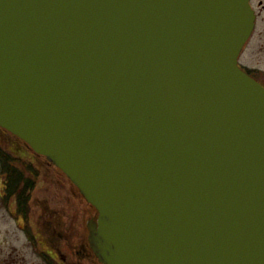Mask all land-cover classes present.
Masks as SVG:
<instances>
[{
  "label": "water",
  "instance_id": "water-1",
  "mask_svg": "<svg viewBox=\"0 0 264 264\" xmlns=\"http://www.w3.org/2000/svg\"><path fill=\"white\" fill-rule=\"evenodd\" d=\"M249 0H0V127L98 212L102 264H264Z\"/></svg>",
  "mask_w": 264,
  "mask_h": 264
},
{
  "label": "flooded vegetation",
  "instance_id": "flooded-vegetation-1",
  "mask_svg": "<svg viewBox=\"0 0 264 264\" xmlns=\"http://www.w3.org/2000/svg\"><path fill=\"white\" fill-rule=\"evenodd\" d=\"M254 14V26L246 40L243 50L251 43L258 45V51L264 52V0H249ZM242 50V51H243ZM239 66L264 86V81L257 77L262 75L260 69H247L238 59ZM255 72V73H254ZM9 144L5 146V137ZM17 136L0 127V212L1 216H9L16 229V238L8 239L5 228L0 226V264H101L96 258L89 243V231L96 225L97 210L88 203L79 191L74 192L87 203L82 233L70 240L63 241L64 250L59 242L49 239V198L42 204L34 200L33 189L10 191L11 173L7 164L20 171H26L35 179V166L31 161L23 159L29 148ZM17 152L12 158H6L7 150ZM37 154V153H36ZM8 159V160H7ZM22 196L23 201L20 200ZM2 225V224H1ZM18 234V236H17ZM16 241V244L13 243Z\"/></svg>",
  "mask_w": 264,
  "mask_h": 264
},
{
  "label": "rangeland",
  "instance_id": "rangeland-1",
  "mask_svg": "<svg viewBox=\"0 0 264 264\" xmlns=\"http://www.w3.org/2000/svg\"><path fill=\"white\" fill-rule=\"evenodd\" d=\"M239 61L247 69H260L262 75L257 72L255 75L264 81V52L258 51V45L251 43L245 47ZM8 144L9 140L6 136L5 146ZM25 145L28 147L27 144ZM29 150L34 153L30 148ZM6 152L9 158L17 155V152H12L11 149ZM26 155L23 159L27 160V162L31 161L36 168L34 170L36 172L34 179L36 184L33 189L34 200L40 206L45 197L49 198V239L59 242L62 246L63 241L70 240L82 233L83 218L85 217L83 209L88 208L87 203L82 197H76L78 195L73 194L78 191L77 188L51 162L36 153L32 156L27 152ZM17 157L19 156L17 155ZM0 226L5 228L7 240L16 238V229L12 219L6 214L1 216V212ZM13 243L16 244V241H13ZM62 248L67 250L64 245Z\"/></svg>",
  "mask_w": 264,
  "mask_h": 264
},
{
  "label": "trees",
  "instance_id": "trees-1",
  "mask_svg": "<svg viewBox=\"0 0 264 264\" xmlns=\"http://www.w3.org/2000/svg\"><path fill=\"white\" fill-rule=\"evenodd\" d=\"M6 158H9L8 154L6 155ZM6 169L11 173V184L9 188L10 191H25L32 189L35 184V180L34 178H31V175L28 172L24 170L20 171L15 167L9 166L8 164ZM20 200L23 201L22 196L20 197Z\"/></svg>",
  "mask_w": 264,
  "mask_h": 264
}]
</instances>
